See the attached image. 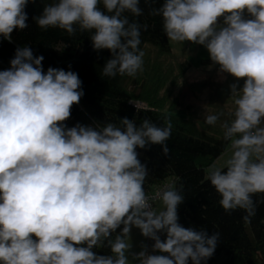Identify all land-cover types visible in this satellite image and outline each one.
<instances>
[{"label": "clouds", "instance_id": "1", "mask_svg": "<svg viewBox=\"0 0 264 264\" xmlns=\"http://www.w3.org/2000/svg\"><path fill=\"white\" fill-rule=\"evenodd\" d=\"M28 3L0 0L5 40L27 27ZM139 3L56 0L34 19L41 29L92 32L93 49L112 54L102 74L134 77L143 71L140 36L147 25L130 22L125 13L141 16ZM151 15L162 16L170 41L204 46L220 72L243 80L242 86H230L234 119L220 125L231 155L220 166L214 162L206 179L222 208L243 209L250 223L256 211L252 197L264 193V0H165ZM43 59L19 47L11 67L0 71V264H130L133 227L154 241L151 254L147 246L131 253L138 264L209 259L219 233L209 236L178 222L183 185L165 184L152 196L143 187L147 169L137 148L164 145L167 155L171 121L158 127L145 119L137 127L123 118L119 126L68 128L63 122L84 95L82 81L70 70L49 67L45 73ZM222 115H206L205 123L215 125ZM152 201H161L162 210ZM105 241L112 254L97 255L93 247Z\"/></svg>", "mask_w": 264, "mask_h": 264}, {"label": "trees", "instance_id": "2", "mask_svg": "<svg viewBox=\"0 0 264 264\" xmlns=\"http://www.w3.org/2000/svg\"><path fill=\"white\" fill-rule=\"evenodd\" d=\"M56 0H29L25 11L27 27L14 29L11 42L0 36V71L11 67L10 61L19 47H29L34 57L43 56V71L49 67L73 71L82 81L84 95L71 108V116L63 123L71 128L104 126L128 118L137 127L148 119L158 127L165 120L172 124V134L164 145L152 144L145 149L137 148L138 159L146 166L144 189L152 190L169 179L176 188L183 185V202L178 206L179 223L185 228L204 230L209 236L219 233L214 254L201 264H264V193L252 198L256 202L255 215L245 223L243 209L226 212L219 204L221 196L206 179V169L231 145L224 139L221 124L234 116L220 96L221 80L215 74L201 75L191 81L183 80L192 64L181 59L171 46L163 29L162 16L151 15L152 9L162 7L165 0H140L142 15L134 17L125 13L130 22L147 25L141 28L143 71L134 77L117 75L114 78L102 74L106 62L112 58L107 49L94 50L92 32L69 35L59 28L41 29L35 17L43 13L46 5ZM103 10L102 4L100 5ZM94 31V30H93ZM203 64L211 65V60ZM183 80V82H181ZM179 87L180 92L172 97L169 89L162 91L167 83ZM185 87V88H184ZM188 88L196 98L206 93V110L199 111L193 103H183V90ZM143 102L145 107H135L133 102ZM223 113L215 125L205 123V116ZM224 172L227 169H223ZM123 225L112 234L115 237ZM35 239V237H34ZM97 255H111L107 246L93 247ZM189 264H192L189 260Z\"/></svg>", "mask_w": 264, "mask_h": 264}, {"label": "rangeland", "instance_id": "3", "mask_svg": "<svg viewBox=\"0 0 264 264\" xmlns=\"http://www.w3.org/2000/svg\"><path fill=\"white\" fill-rule=\"evenodd\" d=\"M220 24H223V21L220 22ZM170 42H171V46L175 49V53L181 59L188 60L192 64L191 69L186 74L185 78H183V80L191 81V80L195 79L196 77H199V76L205 75V74L206 75H208V74L217 75L218 78L221 80V84H222L221 89H220L221 99L226 105L230 106L229 107L230 110L235 111V105L232 102V98H231L230 86L233 83H238L239 86H242L243 80L237 81L236 78L232 77L230 74L220 72L218 65H215V64L205 65V64H203L204 60H211L209 53L204 46L199 45V44H195V43L190 42V41H185L183 43L174 42V41H170ZM183 80H181V82H183ZM171 86H172L171 82H168L166 87L162 91V93L166 94ZM181 88L172 87L170 89L171 90V96L172 97L176 96L180 92ZM182 94H183V103L184 104L193 103L195 105L196 109H198L199 111L206 110V108H205V99L207 97L206 93H204V92L199 93L198 96H196V98H195L194 95L192 96V92L188 88H186L183 90ZM230 155H231V145L228 147L226 152L223 153L221 156H219L217 159H215L213 161V163L216 162L218 164V166H220L223 164L224 160L227 159L228 156H230ZM209 167H207V169ZM207 169H206V173H207ZM168 181L172 182L171 179H169ZM158 205L161 209L162 202L159 201ZM137 230L138 231L136 233H135V231L133 232L135 238H137L136 235H138V233H141L138 228H137ZM139 244H140V242L137 241V246ZM131 245L134 246V243L132 242ZM130 256H131V254L129 253V257Z\"/></svg>", "mask_w": 264, "mask_h": 264}, {"label": "crops", "instance_id": "4", "mask_svg": "<svg viewBox=\"0 0 264 264\" xmlns=\"http://www.w3.org/2000/svg\"><path fill=\"white\" fill-rule=\"evenodd\" d=\"M173 48V47H172ZM173 51L175 52V49L173 48ZM159 202L157 203V206H156V210L159 211V210H162L163 208V205L160 209L159 207ZM135 231V233L138 231L137 228L133 227L132 230H131V233H130V243H134V246H132V248L130 249V254L131 253H138L142 250V247L143 246H147V238L144 237L141 233H138L137 238H135L133 232ZM137 241L140 242V244L137 246ZM129 261L131 264H137V261H133L131 256L129 257Z\"/></svg>", "mask_w": 264, "mask_h": 264}, {"label": "built area", "instance_id": "5", "mask_svg": "<svg viewBox=\"0 0 264 264\" xmlns=\"http://www.w3.org/2000/svg\"><path fill=\"white\" fill-rule=\"evenodd\" d=\"M222 21H223V17H221V18L219 19L218 23H220V22H222ZM133 104H134L135 107H145V106H146L143 102H140V101H135V102H133ZM165 184H172V185H173V182H169V181H167V182H164V183H162V184L156 186V187H155L154 189H152V190H148V189H144V190H145V192H146L149 196H152V195L155 194L156 190L163 188ZM158 202H159V201H152V203H153V207H154L155 209H156V206H157V203H158ZM164 238H165V236H164L163 234H161V239H164ZM153 243H154V241H152L151 239L147 238V250H148V252H149L150 254H151V252H152L151 246H152ZM137 264H138V262H137Z\"/></svg>", "mask_w": 264, "mask_h": 264}]
</instances>
